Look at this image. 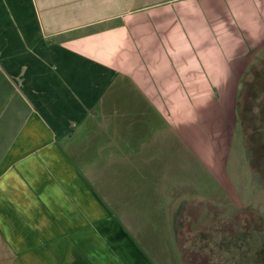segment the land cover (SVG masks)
I'll return each mask as SVG.
<instances>
[{
  "label": "crops",
  "instance_id": "1",
  "mask_svg": "<svg viewBox=\"0 0 264 264\" xmlns=\"http://www.w3.org/2000/svg\"><path fill=\"white\" fill-rule=\"evenodd\" d=\"M262 5L264 0H0L3 262L154 264L142 247L146 240L159 247L154 235L162 241L152 202L158 175L163 180L174 168L173 146H186L187 154H199L201 146L196 150L183 128L189 118L178 120L179 137L166 133L161 162L151 161L155 102L151 87L138 79V59L146 66L156 59L153 50L164 35L172 38V26L182 22L190 33L207 26L201 37L208 40L201 43L219 44L218 55L202 49L214 68L220 58L235 67L233 84L218 90L217 102L202 104L218 111L212 109V122L203 119L201 134L213 124L208 133L217 129L222 147L230 123L239 121L242 80L264 53ZM144 55L149 60L142 61ZM127 127L133 138L148 139L146 145L122 147ZM207 136L197 140L204 144ZM163 206L174 216L171 203ZM142 214L148 231L140 233ZM171 227L168 235L183 261L175 218Z\"/></svg>",
  "mask_w": 264,
  "mask_h": 264
},
{
  "label": "rangeland",
  "instance_id": "2",
  "mask_svg": "<svg viewBox=\"0 0 264 264\" xmlns=\"http://www.w3.org/2000/svg\"><path fill=\"white\" fill-rule=\"evenodd\" d=\"M171 29L172 38L164 35V42L156 44L153 50L157 53L156 59L152 57L147 66L138 59V79L145 87H151L150 97L155 102L152 110L157 120V143L152 139L154 144L148 150L152 162H161L167 134L175 141L182 130L178 120L189 118L183 128H189L190 142L195 140L196 150L200 145L201 151L187 154L186 146H173L174 168L165 171L163 180L159 173L157 190L153 192V213L161 216L156 219L157 227L162 223V241L154 235L159 247L146 240L143 245L147 248L142 249L154 264H262L259 249L264 246V53L242 80L239 121L230 123L229 142L226 140L219 147V133L217 129L214 133L213 128L208 133L213 126L209 124L208 136L200 140L204 142L201 144L197 137L206 136L201 134L203 119L212 122V109L218 111L202 104L217 102L218 90L225 83L233 84L235 67L232 59L220 58L218 69L214 68L213 59L202 49L210 47L218 55L219 44L214 40L201 43L208 40L201 37V30H209L206 25L195 26L191 33L182 22ZM146 60L149 58L144 55L142 61ZM130 95L133 98L132 92ZM176 122L178 127L174 126ZM125 132L121 145L126 150V147L142 148L149 141L139 136L133 138V128L127 127ZM220 133L223 136L224 131ZM165 162L168 167L169 161ZM165 201L172 204L174 216L171 217L168 207H162ZM140 216L143 218L139 232L144 229L147 232L146 217ZM174 218L179 226L184 263L177 250L178 242L176 245L173 234L168 235ZM0 264H6L1 254Z\"/></svg>",
  "mask_w": 264,
  "mask_h": 264
},
{
  "label": "trees",
  "instance_id": "3",
  "mask_svg": "<svg viewBox=\"0 0 264 264\" xmlns=\"http://www.w3.org/2000/svg\"><path fill=\"white\" fill-rule=\"evenodd\" d=\"M252 160V158H251ZM259 254H260V259H261V263L264 264V246H262L260 249H259Z\"/></svg>",
  "mask_w": 264,
  "mask_h": 264
}]
</instances>
